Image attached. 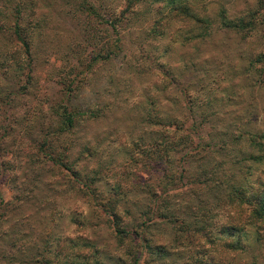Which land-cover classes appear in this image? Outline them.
<instances>
[{"label":"trees","instance_id":"obj_1","mask_svg":"<svg viewBox=\"0 0 264 264\" xmlns=\"http://www.w3.org/2000/svg\"><path fill=\"white\" fill-rule=\"evenodd\" d=\"M40 1L0 0V181L10 179L16 187L15 203L35 189L34 194L42 197L59 195L72 207L68 222L86 230V237L98 227L90 223L91 213L103 217L110 234L107 247L112 246L116 253L107 256L111 264H141L142 257L165 261L179 251L190 254L180 263L170 264H264V132L223 133L219 149L227 150L228 145L236 147L243 141L237 146L240 159L230 158L256 165L251 173L232 168L225 174L203 161L208 145L200 136L195 137V104L186 90L181 91L183 116L188 121L170 120L162 126L158 118L147 116L153 121L149 131L152 138L138 141L140 147L128 155L129 160H143L139 163L142 167L153 162L154 169L162 170L165 165L154 189L141 176L124 171L108 180L99 165L87 170L85 161L95 149L75 139L63 146L59 140L80 123L95 118L85 113V117L79 116L69 103L94 69L117 55L121 39L111 35L114 29L125 25L137 28L144 23L142 28L149 36L167 39L171 37L169 27L175 25L184 29V41L204 39L210 18L193 13L190 7L201 0H116L112 5L111 0H65L63 14L75 22L76 34L58 58L61 64L48 69L55 77L49 76L43 90L36 83V72L42 68L36 62L35 40L48 21L38 7ZM262 9L264 5L259 2L256 10ZM251 15L222 18L220 24L237 33H249L258 21ZM263 17L264 10L260 14ZM252 62L254 83L264 89V48ZM161 75H168L166 67ZM72 146L76 156L71 159L65 149ZM198 159L201 167L208 168L198 172L191 167ZM102 179L108 183L98 192L91 183ZM182 188L188 193L186 204L179 211L173 210L168 200L173 190L182 193ZM135 204V222L123 226V218L130 216V206ZM5 214L0 211V264H104L103 247L81 235L69 238L60 231L55 234L54 224L39 228L46 230L44 237H53L42 251L41 245L28 237L31 227L25 232L15 230ZM156 218L163 224L178 221L170 238L158 230L157 235L148 231ZM124 241L127 243L123 245Z\"/></svg>","mask_w":264,"mask_h":264},{"label":"rangeland","instance_id":"obj_2","mask_svg":"<svg viewBox=\"0 0 264 264\" xmlns=\"http://www.w3.org/2000/svg\"><path fill=\"white\" fill-rule=\"evenodd\" d=\"M259 2L264 5V0H201L190 4L193 13L210 18L207 36L195 41H184V29H178L175 25L169 27L168 34H171V37L167 39L149 36L142 28L144 23L138 24L137 28L125 25L114 29L111 35L121 39L117 55L108 63L96 67L88 82L73 92L69 103L79 116L85 117V113L95 118L80 123L70 134L61 137L59 140L62 145L72 144L74 139L83 141L95 149L90 160L85 161L87 170H93L99 165L101 174H105L104 178L108 180L113 179L114 173L121 174L124 171L134 177L141 176L140 178L146 180L153 188L162 178L165 165L162 170L154 169L153 162L142 167L139 163L143 160H129L128 155L140 147L138 141L148 142L147 140L152 138L149 133L153 122H149L151 118H158L162 126L170 120L188 121L183 116L185 101L181 100L180 96V92L186 90L195 104L193 120L198 124L195 137L200 136L208 145L203 161L206 160L209 166L216 165L220 171H225V174L232 168L242 172L246 169V172L249 170L248 173H251L255 164L232 160L240 159L241 153L237 155V146L243 141L238 142L236 147L228 145L227 150L219 149V146L223 133L236 132L240 135L242 131L257 134L264 132V89L254 83L252 62L253 57L264 48V17L260 18L264 9L256 10ZM64 3L65 0H41L38 3L48 21L42 35L35 40V58L37 65L42 68V71L36 72V83L39 85L38 89L42 87L41 90L49 84L46 82L49 76L55 77L48 74V69L52 65L57 67L61 64L58 58L64 54L66 46L71 45L76 34L75 22L69 18V14H63L66 8ZM110 3L112 5L117 1L111 0ZM246 14H250L255 21L261 20V24L257 21L249 33H237L220 24L222 18L240 19L248 16ZM172 37L174 39H171ZM165 67L168 75L162 77L161 69L164 70ZM49 91L54 92L55 89ZM31 96L34 95H29ZM210 96L212 97L208 101L207 97ZM147 116L152 117L147 119ZM242 149L245 152L244 146ZM65 153L71 159L76 156L73 146L69 150L65 149ZM177 157L178 155L174 156L175 159ZM198 161L201 159L193 161L195 165L191 167L198 172L202 168H208L201 167ZM107 183L102 179L94 181L91 186L96 187L99 192L106 188ZM20 189L23 190L22 186ZM16 190L10 179L0 181V211H6L5 216L15 230L22 228L25 232L31 227V236L28 237L41 245L42 251L49 247L48 243L53 237L49 234L44 237L46 230L39 228H45L49 224L55 225V234L60 231L69 238L76 234H87L86 230L76 228L74 223L68 222L72 207L65 198L61 199L59 195L42 197L34 194L35 189L23 194L18 203H15L13 199ZM178 190H173V196L168 200L173 210L177 211L186 204L188 195L186 189L182 188V193ZM137 196L144 200V196ZM100 197L101 195L98 196L97 202ZM9 201L12 202L11 205L4 204ZM130 208V216L122 220V225L126 227H130L137 217L136 204ZM156 219L157 222L155 220L156 223L150 225L148 230L154 235L160 231L172 236L179 225L177 220L163 224L161 219ZM89 220L91 224H98V227L84 238L103 247V263L111 264L107 256L116 253L112 246L107 247L110 234L105 219L101 216L97 218L92 212ZM124 243L127 241H124L123 245ZM175 253L165 261L142 257L140 263H180L190 254L180 251Z\"/></svg>","mask_w":264,"mask_h":264}]
</instances>
